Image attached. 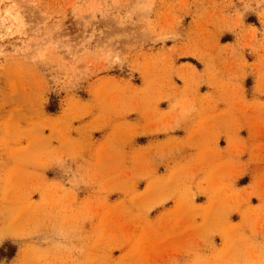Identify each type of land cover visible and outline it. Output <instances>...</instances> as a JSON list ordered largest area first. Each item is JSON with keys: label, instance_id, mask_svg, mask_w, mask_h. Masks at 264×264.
I'll list each match as a JSON object with an SVG mask.
<instances>
[{"label": "rangeland", "instance_id": "obj_1", "mask_svg": "<svg viewBox=\"0 0 264 264\" xmlns=\"http://www.w3.org/2000/svg\"><path fill=\"white\" fill-rule=\"evenodd\" d=\"M0 264H264V0H0Z\"/></svg>", "mask_w": 264, "mask_h": 264}, {"label": "bare ground", "instance_id": "obj_2", "mask_svg": "<svg viewBox=\"0 0 264 264\" xmlns=\"http://www.w3.org/2000/svg\"><path fill=\"white\" fill-rule=\"evenodd\" d=\"M14 17H15V19H17L19 16H18V15H15ZM17 21H18V20H17Z\"/></svg>", "mask_w": 264, "mask_h": 264}]
</instances>
